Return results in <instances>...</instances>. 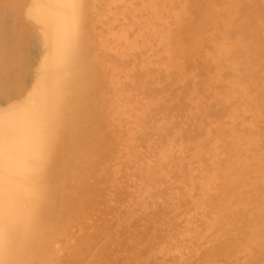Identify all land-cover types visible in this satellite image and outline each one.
<instances>
[{"label": "bare ground", "instance_id": "bare-ground-1", "mask_svg": "<svg viewBox=\"0 0 264 264\" xmlns=\"http://www.w3.org/2000/svg\"><path fill=\"white\" fill-rule=\"evenodd\" d=\"M22 12L43 50L0 100V264H264V0ZM1 23L0 66L34 31Z\"/></svg>", "mask_w": 264, "mask_h": 264}, {"label": "rangeland", "instance_id": "rangeland-1", "mask_svg": "<svg viewBox=\"0 0 264 264\" xmlns=\"http://www.w3.org/2000/svg\"><path fill=\"white\" fill-rule=\"evenodd\" d=\"M13 2H10V0H6V2H9V3H7L8 5H10V4H12V5H10V6H6L5 4H6V2L5 1H3V0H0V6L2 7V6H4V7H0L1 8V12H0V23L1 24H3L4 25V28H5V32L6 31H10L9 33H5V34H7L10 38H12L11 36H13V38H16L17 36H20L18 33H21L22 31L21 30H23V32H25L24 30H27L26 28H28V30L29 29H31V30H34V31H31V34H33L34 35V32L36 31L37 32V34H38V31L37 30H35V28H34V26L33 25H29V24H33L31 21H30V19H28L26 16H25V12H24V14H23V12L21 13V11H24V9H26V6H27V3H28V0H24V1H22L21 2V0L19 1V0H12ZM16 1V2H15ZM26 1V2H25ZM17 2H20V5H18L17 6ZM24 2V3H23ZM21 3L23 4V5H21ZM16 4V6L19 8V9H17L15 6H13V5H15ZM26 5V6H25ZM13 6V7H12ZM16 8V9H15ZM3 9V10H2ZM17 10V11H16ZM16 11V12H15ZM3 17V18H2ZM5 18V19H4ZM3 19V20H2ZM29 20V21H28ZM6 21H7V23H6ZM9 21V22H8ZM30 22V23H29ZM8 25V23H9V27L6 25V24ZM29 23V24H28ZM6 25V26H5ZM24 25V26H23ZM32 26V27H28V26ZM26 27V28H25ZM15 28V29H14ZM12 29H14V30H12ZM12 30V31H11ZM16 30V31H15ZM14 31H15V33H14ZM20 31V32H19ZM30 31V30H29ZM29 31H27L28 32V34H29ZM17 32V33H16ZM27 32H25V33H21V38L23 37L24 39H21L20 38V40L22 41V40H25V39H28L27 37L25 38L24 37V35H26V33ZM36 32H35V35H34V37L35 38H37V40L36 41H34V39L35 38H33L32 36L30 37V39L27 41H24V46L22 47V49L21 50H23V54H21L22 53V51L21 50H18V51H21L20 52V54H17L18 53V51H13L12 52V50L11 51H9L10 53H9V55L10 56H8V54L7 53H4L3 54V56H4V61L6 60V58L8 59V61L6 60L5 62H7V71H6V68H4V70H0V71H2V73H0V79H2L3 77H5V79H3V81H4V84L3 83H1V82H3L2 80H1V82H0V89H2L3 87L4 88H6V89H10V90H6V89H3V90H6V91H4V92H7V93H4V95L5 94H9L8 96H4L3 95V93L2 92H0V100L2 101V99L3 100H5V98L7 97V98H9V100L6 98V100L5 101H10V100H12V97L14 98L15 97V99L16 98H18L19 96H20V94L22 93V92H24V90L25 89H28V87H29V85H30V79H31V73H32V70H33V66L32 65H34V63H33V61H35L34 59L37 57V56H39V54H40V51L42 52V50L43 49H41V46H39L40 47V51L37 49L38 48V45H41V44H39V38L37 37V34H36ZM12 33V34H11ZM13 33H14V35L16 36V37H14V35H13ZM23 34V35H22ZM28 34L26 35V36H28ZM31 34H29V36L31 35ZM40 35V34H39ZM38 35V36H39ZM28 36V37H29ZM18 38V37H17ZM33 39V41H31L32 39ZM30 41H31V43H30ZM29 43V45H27L28 43ZM34 42H37V43H34ZM27 43V44H26ZM31 46V47H30ZM35 47V48H34ZM36 49V50H35ZM36 51V52H34V51ZM38 51V52H37ZM25 52H26V54H25ZM28 52V53H27ZM13 53H15V54H13ZM35 53H37V54H35ZM25 54V55H24ZM34 54L35 55H37V56H35L34 57ZM16 56V57H15ZM23 56H27V57H23ZM6 57V58H5ZM9 57V58H8ZM15 59H13V58ZM18 57H20V59H18V61H17V58ZM34 57V58H33ZM23 58H28L27 60H29V58H30V60L32 61V62H30V60L28 61V62H26V63H23V60H25L26 61V59H23ZM20 61H22V62H20ZM5 62H3L2 64H1V66H0V69H1V67L3 66V67H6V63ZM30 62V63H29ZM5 63V66L3 65ZM9 63V64H8ZM12 64V65H11ZM16 64H17V67H16ZM26 64V65H25ZM11 65V66H10ZM19 65H20V67H21V69H22V72H21V69H19ZM10 66V67H9ZM2 67V68H3ZM23 67V68H22ZM9 68H10V70H9ZM14 68V71H15V75H13V73H14V71L12 70ZM18 70H20V71H18ZM8 71H10V72H8ZM13 71V72H12ZM4 72H6V73H4ZM11 75V76H9V74ZM22 73V75H20V76H17L18 74H21ZM17 74V75H16ZM16 76V77H15ZM11 81V82H13L14 81V85L16 86V84H19V82H20V84H21V82H22V84H23V86L21 87L20 85H18V87L20 88H17V86L15 87H13V84L10 82H8V85H7V81H8V79ZM6 79H7V81H6ZM13 81H12V80ZM16 80H18V81H16ZM22 80V81H21ZM16 81V82H15ZM2 84H3V86H2ZM12 86L11 88H9L10 86ZM9 86V87H8ZM2 90V91H3ZM1 91V90H0ZM4 102V101H3Z\"/></svg>", "mask_w": 264, "mask_h": 264}]
</instances>
